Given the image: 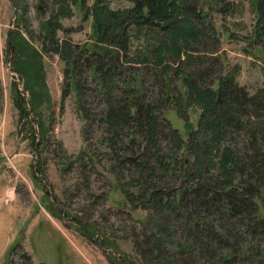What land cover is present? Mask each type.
<instances>
[{"label":"rangeland","instance_id":"rangeland-1","mask_svg":"<svg viewBox=\"0 0 264 264\" xmlns=\"http://www.w3.org/2000/svg\"><path fill=\"white\" fill-rule=\"evenodd\" d=\"M81 1L83 5L80 0H0V264H25L23 254H29L32 264H264V254L254 251L264 250V226L251 222L241 225L240 231L236 223L242 220L240 214L217 216L207 208L202 221L211 231L197 229L191 234L192 213L185 201L160 209L154 204L161 194L172 200L178 187L189 184L185 172L192 168L199 147L212 144L214 162L204 165L206 176L217 172L216 158L224 147L236 153L259 146L264 150L255 116L250 118L255 125L250 143L239 121L231 128L223 127L217 140L210 137V129L198 130L195 139L182 134L184 145L176 144L170 130L171 125H182L177 109L193 126L201 109L198 102L184 93L181 96L184 90L190 95L182 77L212 89L216 75L231 71L248 95L264 98V60L252 33L253 0L183 4L200 35L184 47L181 69L167 50L165 66L152 61L150 50L165 38L154 25L124 24L121 62L110 67L112 76L106 86L90 75V65L83 62L86 50L79 51L91 32V17L85 9L94 0ZM101 1L110 9L131 4L130 0ZM57 10L62 13L55 17L58 26L53 37L59 44L65 41L76 60L71 75L63 72L65 61L54 51L55 43L38 30L39 22L54 19L51 16ZM10 32L26 38L40 53L49 93V103L37 108L46 130L44 138L39 132L32 138L30 126L39 129L36 117L28 115L35 120L33 125L23 118L19 123L12 103L16 76L5 53ZM138 53L148 57L139 61ZM21 83V78L16 81ZM21 92L28 96L26 90ZM133 103L138 110L127 115ZM110 107L123 117H109ZM145 109L156 117L150 136L141 114ZM244 115L243 109L238 116ZM58 147L70 161L59 159ZM254 163L249 161L247 167V172L256 169L249 181L251 196L259 197L256 208L264 217V160L258 167ZM37 164L40 171L35 170ZM232 224L236 240L228 233L233 231ZM205 240L207 249L200 246ZM228 249L233 253L229 262L211 254V250L224 253Z\"/></svg>","mask_w":264,"mask_h":264},{"label":"trees","instance_id":"trees-1","mask_svg":"<svg viewBox=\"0 0 264 264\" xmlns=\"http://www.w3.org/2000/svg\"><path fill=\"white\" fill-rule=\"evenodd\" d=\"M74 1V0H73ZM131 4L121 9H110L106 3L101 0H94L89 8H86V12L91 17V32L89 33L88 40L80 45L79 51L86 50L83 62L85 65H90V75L93 78L100 79V83L106 86L111 79L110 67L115 63L121 62L120 51L125 47L124 36V24H141V25H154L156 30H159L165 38H162L151 50L150 57L157 65L165 66L166 62L164 51L172 52L177 61V68L181 69L183 58H180L181 53L184 51V47L188 48L195 42L199 35L200 29H198L193 23L188 20L189 9L185 8L183 4L188 5L189 0H130ZM218 0H212L216 2ZM81 5L83 2L80 0ZM254 20L252 23V33L260 43V57L264 60V0H253ZM62 10H57L51 17L54 19L41 20L39 22L38 30L43 38L54 44V51L64 58L65 65L63 66V72L69 71L71 75L74 72L76 60L70 55V49L65 41L60 44L56 42L54 31L58 26L55 20L57 14ZM8 33V51L11 53V65L22 80L21 90L16 88V81L11 86V99L18 113L19 123L22 118L29 125H33L31 121L36 117V124L39 125V129L36 131L30 126V134L32 138L35 132L41 133L40 138L45 137L42 118L38 111V106L42 103H49V93L46 83L44 81V72L40 61L39 51L32 46L26 38L21 35ZM90 40V41H89ZM92 42V44H91ZM95 44V45H94ZM88 46V47H87ZM121 49V50H120ZM93 55L96 58H93ZM185 55L188 52L185 51ZM138 60L143 61L148 56L146 54L138 53ZM160 65V66H161ZM159 66V67H160ZM114 75V73H113ZM71 78V85L75 88L76 83ZM115 82V81H113ZM233 73L231 71L226 72L223 75H216L214 88H201L200 86L192 83L182 77V84L188 87L190 95L185 94V90L182 91L181 96L184 95L187 98L192 99L194 102H198L201 109L198 113L195 125L188 120L187 115L180 112V109L176 110V116L182 120L180 127L170 126L171 134L177 145H184L186 138L195 139L198 130L210 129L213 140H217L223 130V127H230L239 121L240 125L244 129L247 142H253L252 136L255 125H252L255 116V121L261 132V138H264V98L255 95V93L248 95L242 85L235 83ZM120 83V82H119ZM67 87L66 84L61 87V97L65 94ZM26 90L28 96H24L21 91ZM106 91V89H105ZM257 93V92H256ZM25 102L27 107H25ZM75 106L78 111L79 102L78 98L75 100ZM245 110L243 117L238 116L242 110ZM138 105L133 103L132 111L126 112L127 115L136 114ZM106 114L113 118L115 114L120 115L119 112H114L110 107ZM144 119V128L147 130L149 136L154 132L156 127V117L151 114L150 111L145 109L142 113ZM126 116V115H124ZM120 117H123L120 115ZM116 118V117H115ZM249 119V121H248ZM169 123V121H168ZM236 125H238L236 123ZM143 126V125H142ZM182 131V133L180 132ZM182 134L184 135L183 138ZM35 142V141H34ZM197 145V143H196ZM211 145L199 147L195 149L194 164L191 166L194 170L188 169L185 172V176L189 179V184L178 187L175 198L169 200L165 194L158 196L155 206L157 209L160 207L177 206L178 202L185 201L191 208L192 224L190 226L192 232L203 230V232L211 231L208 227H205L201 215L204 209H209L212 215L226 213L228 216H234L240 214L242 220L235 222L241 231L240 226H248L253 222L258 226H264V217L257 212V199L251 196L252 190L251 183L249 182L252 173L256 171L247 172L249 167V161L255 162V166L258 167L259 162L264 160V150L260 149V146L250 152L236 153L230 147H224L217 156V166L214 174L206 176L202 169L206 162L212 164L214 159L212 158ZM261 145V144H260ZM35 147V145L33 146ZM59 159L62 161H70L63 148L58 147L56 149ZM80 152V151H79ZM78 152V153H79ZM203 153V155H202ZM181 162V161H180ZM253 164V167H254ZM252 165V164H251ZM35 170L40 171V166L37 164ZM191 170V171H190ZM34 168H32V172ZM238 171L241 175H238ZM205 224V225H204ZM233 231L229 233V236L233 239H237V235L234 233V224H232ZM84 229H86L84 227ZM83 229V230H84ZM88 230V229H87ZM86 230V231H87ZM223 238L219 237L218 240L223 241ZM159 241V239H158ZM14 241L11 246L8 247L7 253L12 250ZM109 242L103 244L108 245ZM208 241H202L201 247H208ZM199 250V246H197ZM232 250L228 249L227 252H213L217 260L222 262H229L232 259ZM254 251L264 254L262 248H254ZM6 253V254H7ZM219 253V254H218ZM27 261L25 264H32L29 254H23ZM246 258V256H242ZM7 264H13L8 261ZM241 264V263H238Z\"/></svg>","mask_w":264,"mask_h":264},{"label":"water","instance_id":"water-1","mask_svg":"<svg viewBox=\"0 0 264 264\" xmlns=\"http://www.w3.org/2000/svg\"><path fill=\"white\" fill-rule=\"evenodd\" d=\"M14 10H15V8H14ZM5 50H6V60H7V62L11 61V55L9 54L8 48L6 47ZM10 68L13 69L11 63H10ZM14 74L16 75V79H18V81H17V84H18L19 83V78H20L19 73L14 71ZM17 89L20 90V86L19 85H17Z\"/></svg>","mask_w":264,"mask_h":264},{"label":"bare ground","instance_id":"bare-ground-1","mask_svg":"<svg viewBox=\"0 0 264 264\" xmlns=\"http://www.w3.org/2000/svg\"><path fill=\"white\" fill-rule=\"evenodd\" d=\"M7 45H8V38H7V41H6V47H7Z\"/></svg>","mask_w":264,"mask_h":264}]
</instances>
